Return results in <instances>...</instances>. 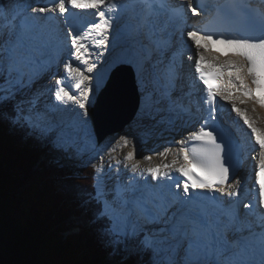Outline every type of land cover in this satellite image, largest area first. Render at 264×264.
Here are the masks:
<instances>
[{
	"label": "snow or ice",
	"instance_id": "6c2138e0",
	"mask_svg": "<svg viewBox=\"0 0 264 264\" xmlns=\"http://www.w3.org/2000/svg\"><path fill=\"white\" fill-rule=\"evenodd\" d=\"M73 10L91 12L94 19L81 26L82 17ZM128 11L135 23L130 26L132 39L126 53L109 63L103 77L86 75L74 62L89 65L86 71L93 72L96 63L89 64L93 49L107 50L115 19ZM207 12L197 0H135L126 5H117L115 0L24 4L0 0V121L11 127L29 134L39 132L54 148L71 152L81 129L89 140L98 135L89 113L94 97L109 87L119 91L128 74L137 93L139 117L155 119L164 111H191L192 86L185 85L182 65V49L188 46L195 49V56L187 59L194 60L195 78L206 90L197 102L207 105L212 121L217 119V98L230 103L231 111L255 138L254 150L258 146L259 151L254 166L255 184L259 185L255 198L246 197L242 179L232 175L227 145L218 142L220 134L214 126L207 127L208 120L188 136L200 146L179 148L182 162L174 158L171 164L143 170L157 185L172 182L175 174L182 178L159 191L145 187L148 181L143 172L137 180L139 162L130 169L124 165L132 173L125 178L121 161L105 164L98 152L99 160L88 162L95 182L92 191L83 193L82 207L90 213L89 223L95 226L97 239L111 255L121 257V264H129L133 258L137 264H264V128L237 104L251 101L253 111L255 105L264 108V13L260 14L259 36L227 37L203 32L195 24L187 27L190 17ZM57 21L66 24V30ZM249 24L255 27L254 21ZM214 46L223 49V59L216 54L209 60L205 53H213ZM61 65L63 74H59ZM48 73L55 86H41L33 93V86ZM225 76L234 89L227 94L220 91ZM67 80L79 96L70 90ZM48 92L57 108L63 105L69 112L66 121L47 120V110L36 108L35 101ZM70 105L79 111H69ZM120 139L124 146L130 143L127 137ZM179 143L185 145L186 141ZM136 151L133 142L124 160L133 161ZM168 151L165 148L156 154L165 156Z\"/></svg>",
	"mask_w": 264,
	"mask_h": 264
},
{
	"label": "trees",
	"instance_id": "16d2710c",
	"mask_svg": "<svg viewBox=\"0 0 264 264\" xmlns=\"http://www.w3.org/2000/svg\"><path fill=\"white\" fill-rule=\"evenodd\" d=\"M19 130L0 121V264H102L104 257L111 258L94 234L83 233L87 239L82 243L80 235L62 237L60 218H66L67 211L60 207L57 196L52 198V191L45 189L47 183L39 186L41 177L16 190L18 180L12 172L27 175L37 159L29 147L14 141V132ZM92 176V169L81 170L77 178L85 179L84 184L71 180L73 176L67 172L63 187L66 192L92 191ZM129 264H137L136 259Z\"/></svg>",
	"mask_w": 264,
	"mask_h": 264
},
{
	"label": "rangeland",
	"instance_id": "374dc122",
	"mask_svg": "<svg viewBox=\"0 0 264 264\" xmlns=\"http://www.w3.org/2000/svg\"><path fill=\"white\" fill-rule=\"evenodd\" d=\"M89 76H91V75H89ZM95 97H94L93 101L95 100ZM251 113H252V111H250V114ZM255 115H254V120L256 121L257 125H259V127L264 128V123H263L264 120H262V118L260 116L256 117ZM23 131H25V130H23ZM23 131L19 130V132L18 131L14 132L15 134H17V135H14V141L18 145H26V147H29V149L32 152L37 154V159L35 162H33L31 164L30 171L28 172L27 175L19 174V173H17V171L12 172L13 177L16 180H18V183L16 184L18 187L16 190L28 187L29 183H27V182H29V180L37 181V179L39 177H41L42 181H40L41 183L39 184V186L42 184V182L47 183V186L45 189H48V191H52V198H54V195H56L57 200L59 201L60 207L61 208L63 207L68 211L65 213L66 218H64V219L60 218L61 220H60L59 226L62 227V229H63L62 237L64 239L66 237L71 238V236L77 235L78 234L77 232H80V231L81 232L79 233V235L82 237H80L78 239L79 243H82V240L87 239L86 235H83V233L84 234L85 233L86 234H94L96 237V228H95V226H93L89 223L90 213L84 207H82V195L84 192H80V191L76 192L77 190H73L72 192H66V190L63 187V184L66 180L64 178L65 173L70 172L71 176H73V178L71 180H74L76 178L75 181H79L80 178L78 179L77 177L80 176V171L83 169H86V168L92 169L91 166L83 167V166H85V164H82L80 166H72L70 168V166H65V164L57 163L56 160H54L53 158L51 159L52 156L56 157L57 153L53 149H49V146L51 144L50 141H48L46 139H42L40 137V135L37 136V134H39V132H37V134L36 133L29 134L28 132H26V131L23 132ZM152 132H155V126L153 125V123L147 122L145 119H143V122H140L139 124L135 125V132L133 134L135 138H133V139L131 138L132 133H130V135H128L129 137H127V138L129 140L130 144H132L134 142L137 145V151L136 152H138L139 147H144L145 145H148V144L151 145L152 143H154V142H152L154 139L153 138L154 136L151 134ZM33 138L37 142L34 141ZM130 147H131V145H130ZM114 149H115L114 151L111 150V155H108L107 159H103L104 163H105V161L108 162L109 160H112V162L114 163L115 159H119L120 157H122V153L125 151V147L118 148V146H116V145H115ZM47 150H49V152H50L49 154H47V152H48ZM146 152L147 151L145 150L144 153H146ZM46 154H47L48 158H46L45 156L42 157V155H46ZM49 155H50V157H49ZM116 157H118V158H116ZM124 157L125 156H123L121 158V160L126 161V160H124ZM40 160H41V162H40ZM97 160H98V158H96L95 160L91 159L92 162H96ZM68 175L69 174H67V176ZM23 176H25V177H23ZM92 177H93L92 178V185H93V183L95 182L94 173H93ZM80 181H82L84 184H86L85 179H81ZM87 183H88V181H87ZM50 188H51V190H50ZM43 190H44V188H43ZM81 217H82L83 223L77 224V225H81V226L77 227V225H76V226L71 228V225L76 222L75 219H80ZM96 239H97V237H96ZM97 241L102 245V243L98 239H97ZM118 257H120V256H114V257L112 256L111 258L104 257L103 263L104 264H121V257L120 258H118ZM113 260H115V261H113Z\"/></svg>",
	"mask_w": 264,
	"mask_h": 264
},
{
	"label": "bare ground",
	"instance_id": "6f19581e",
	"mask_svg": "<svg viewBox=\"0 0 264 264\" xmlns=\"http://www.w3.org/2000/svg\"><path fill=\"white\" fill-rule=\"evenodd\" d=\"M105 52V51H104ZM103 56V54L102 55H99V57L100 58H103L102 57ZM113 59H115V57L113 58ZM113 59H111V60H109L108 62H102V63H99L98 62V60H101V59H97L96 58V60H93V59H91L90 60V62H95L96 63V68H98V69H96L98 72H97V74H98V76H96V77H103L104 76V74H105V72H106V70L108 69V66H109V63L113 60ZM76 67H80L81 68V70L82 71H84V70H86V68L88 67V66H84L83 68H82V66H78V64L77 63H75L74 64ZM84 69V70H83ZM95 70V69H94ZM101 71V72H100ZM85 73L87 74V75H92L93 77H95V74L92 72V74H88V72L87 71H85ZM43 80H45V79H43ZM227 82V81H226ZM42 85V84H41ZM41 85L39 86V88H38V90L41 88ZM46 85V84H45ZM51 85V84H50ZM49 86V85H48ZM47 86V87H48ZM227 86H230L229 84H226L225 83V85H224V88H226ZM35 85L33 86V89H32V91H33V93H35ZM52 87H53V85H52ZM75 90V89H74ZM37 91V90H36ZM221 92H223L224 94H227V92L226 91H224V90H221ZM74 93H76L78 96H79V93L77 92V90L74 92ZM53 96L51 95V98H52ZM96 98V97H95ZM49 99V98H48ZM95 101V100H94ZM93 101V102H94ZM93 102H92V104L90 105V107H89V113H90V109L92 108V105H93ZM35 103H37V106H36V108L39 110V111H41V112H44L45 110H47V112H48V110H50L49 108H48V102H47V93L45 94V96L44 97H40V99L37 101H35ZM224 103L225 104H227L228 106H229V104L230 103H228V102H225L224 101ZM237 104L239 105V102L237 101ZM231 105V104H230ZM239 107H241V108H243V109H246L247 110V112H248V115L251 117V118H253L254 119V115L257 117V116H260L261 118H262V120H264V108H260L259 107V105H255V111H253L252 109H253V107H254V105H253V103L251 102V101H249L248 103H246V104H241ZM138 110H139V108H138ZM250 111H252V113L250 114ZM58 111H56V110H53L52 111V113H53V115L52 116H49V115H47V120H50V121H56V122H60V121H62V120H65V119H67L66 118V116L65 115H63L64 114V112H60V113H57ZM228 112V110H225L224 111V115H226V113ZM138 113V112H137ZM235 117H237V118H239V119H241L235 112H234V114H233ZM228 117H231V115H230V113L227 115ZM167 117H169V113L167 112V111H164V112H162V113H160L159 115H157L156 116V118L155 119H152V118H150V117H143V118H141V117H139L137 114H136V116H135V118H134V120L132 121V123H130V124H128L123 130H122V132H120V133H115V134H110V135H108L102 142H101V144H99L98 142H96L95 140H96V138L94 139V140H89L88 138H87V135L85 134V132H84V130L83 129H81V133H80V137H81V134L83 135V137H85L84 138V141L83 140H81V141H79L78 142V144H77V146H75L74 148H73V156H71L70 155V157H67L66 158V166L67 165H69L70 166V168L72 167V166H80V165H82V164H85V163H87V162H89V161H91V159H93V157H99L98 155H97V153L98 152H101L100 154H102V153H107V152H109L111 149H113V148H115V143H114V141L113 140H117V143L119 144V145H122V144H124L123 143V141L120 139L121 137H129L128 135H130V133H132V134H134V132H135V125H137V124H139L140 122H143V119H145L147 122H152L153 123V125L155 126V132H159V134H161V138H158L157 136H159V134H157L156 136H154L153 138V141L152 142H157L159 139H165V135H163V133L164 132H162V133H160V131H165L167 128H171L173 131L171 132V134H174V136H175V138L174 139H172V137H170L169 136V141H167L166 143H164V144H161V145H159L161 142H158L157 143V145H159V147H160V150H161V148H163L165 145H168V146H172L171 148H175V147H178V145H177V143L180 141V140H182L186 135H188L189 134V131H190V129H191V127H192V125H186V124H182V126H174V125H170V124H167L166 123V120H165V118H167ZM164 118V119H163ZM176 118H177V115L176 114H174V112H173V119H172V121H173V123H175V120H176ZM90 119H91V116H90ZM186 118H184L183 120H185ZM161 121V122H157V121ZM240 121V120H239ZM239 121H234L233 119H232V117L230 118V122H231V124L233 125V126H238V128H239V130H241V126H243V131L244 132H246V130L248 131V132H250V129H248L247 128V126L244 124V122H243V120L241 119V121L239 122ZM178 122H180L179 120L178 121H176V124H178ZM263 123H264V121H263ZM262 124V123H261ZM260 124V125H261ZM258 127H259V125H257ZM246 130H245V129ZM236 130V129H235ZM118 137V139H116ZM131 138H132V136H131ZM135 138V137H134ZM255 140V139H254ZM85 141H87V142H85ZM130 144V143H129ZM109 145H111L110 147H109ZM49 149H53L54 151H56V152H58V154H62V151L61 150H59V149H56V148H54L53 146H52V144H50V146H49ZM132 149H128V151H131ZM48 152H47V154H49L50 152H49V150H47ZM46 152V151H45ZM72 152V151H71ZM155 153V151H152V153H150V154H154ZM172 153H173V151H172ZM47 154L46 155H42V157H46V158H48V156H47ZM121 155V154H120ZM49 157H50V155H49ZM121 158L122 157H120L119 159H115V161L116 160H119V161H121V164H120V167H121V169H122V175H123V172H127V171H129L128 169H125L124 168V165L126 164V161H123V160H121ZM65 161H62V163L64 164L65 163ZM134 161V163H136V162H139V166H140V168H144V166H145V162H143V159L140 157V155L136 152V155H135V159L133 160ZM182 161V160H181ZM40 162H41V160H40ZM115 163V162H114ZM128 165V168L130 167V164L128 163L127 164ZM147 174V173H146ZM132 175V174H131ZM125 177V176H124ZM149 178L151 179V177L149 176ZM66 202V201H65ZM64 205V204H63ZM67 211V210H66ZM68 212V211H67ZM76 213V212H75ZM74 213V214H75ZM83 214V213H82ZM68 219V218H67ZM76 220V222L74 223V224H72L71 225V228L72 227H74V226H76L77 224H81V223H83L82 222V217L80 218V219H75ZM62 226V225H61ZM81 225H77V227H80ZM81 232V231H80ZM80 232H77L78 234L77 235H79V233ZM77 235H75V236H77ZM90 235H92V234H90ZM74 236V235H73ZM120 258V257H119ZM113 261H115V260H113Z\"/></svg>",
	"mask_w": 264,
	"mask_h": 264
},
{
	"label": "water",
	"instance_id": "95a60500",
	"mask_svg": "<svg viewBox=\"0 0 264 264\" xmlns=\"http://www.w3.org/2000/svg\"><path fill=\"white\" fill-rule=\"evenodd\" d=\"M138 108V97L130 74L119 91L110 87L101 89L90 109L91 119L96 122L97 142L101 144L108 135L122 132L132 123Z\"/></svg>",
	"mask_w": 264,
	"mask_h": 264
}]
</instances>
